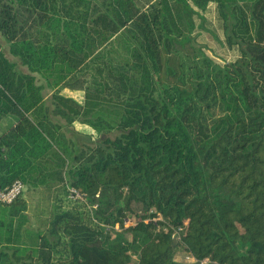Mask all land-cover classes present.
<instances>
[{"label":"trees","instance_id":"obj_1","mask_svg":"<svg viewBox=\"0 0 264 264\" xmlns=\"http://www.w3.org/2000/svg\"><path fill=\"white\" fill-rule=\"evenodd\" d=\"M0 35V264H264V0H0Z\"/></svg>","mask_w":264,"mask_h":264},{"label":"rangeland","instance_id":"obj_2","mask_svg":"<svg viewBox=\"0 0 264 264\" xmlns=\"http://www.w3.org/2000/svg\"><path fill=\"white\" fill-rule=\"evenodd\" d=\"M205 13L207 15V12H205ZM206 27L208 28V25H206ZM199 32L200 33L198 34L197 39H198V41L200 43H204L208 47L207 48L205 46L207 53H212L211 51H213L214 54L216 53V55L218 57H221V56L225 55L224 52L222 51L220 45L216 41V39L209 32L204 31V30H199ZM38 81H42L43 82V79L38 77ZM42 93H43V96H44V99H45V103H46V105L49 108V116H50L51 120L54 123H58L60 125L61 129L72 140V142L74 144V147L76 149L81 147L82 143L86 142V143L92 144L94 142L89 136L78 132L73 127V125H70V126L67 125V122H66L64 117L58 116V115H55V114L52 113V109L54 107L53 106L54 103L52 101L53 100L52 96H51L52 91H51L50 88H48L47 86L44 85V89H43ZM99 137L103 138L104 136L101 135ZM100 138H98V139H100ZM131 222H133V218L132 217H130L129 219L126 220V224H129ZM211 264H214V263H211Z\"/></svg>","mask_w":264,"mask_h":264},{"label":"built area","instance_id":"obj_3","mask_svg":"<svg viewBox=\"0 0 264 264\" xmlns=\"http://www.w3.org/2000/svg\"><path fill=\"white\" fill-rule=\"evenodd\" d=\"M25 190V185L20 180L13 181L8 187L5 189H0V201L5 203L12 202L17 196L21 195L23 191ZM70 195L69 198L75 199L80 198L82 199V196L73 188H70ZM145 221H150L154 223L156 230H171V237L172 238H179V233L181 231V227L176 226H170L168 223H165L162 219L161 215L159 213L153 215L152 217L146 218ZM183 261L192 263L196 261V259L192 255H185L183 258ZM201 264L209 263L207 258H204L200 260Z\"/></svg>","mask_w":264,"mask_h":264},{"label":"crops","instance_id":"obj_4","mask_svg":"<svg viewBox=\"0 0 264 264\" xmlns=\"http://www.w3.org/2000/svg\"><path fill=\"white\" fill-rule=\"evenodd\" d=\"M0 43L2 44V51L4 52L5 56H6L9 60H11V61H13V62H16V64H17V65H16V68H17L18 70H21V71H23V72H26V66L22 65V64L19 62L18 57H14V56L10 55V53H9V51H8V45H7V43L5 42V40L2 38L1 35H0ZM37 82H38V83H42V84H44V85L46 86V83H45L44 80H43V82H42V81H38V76H37ZM6 128H7L6 123H5V122H0V134H2V133L6 130ZM26 213H27V218L29 219V224H30L29 226L35 228L31 213H30L29 211H26Z\"/></svg>","mask_w":264,"mask_h":264}]
</instances>
